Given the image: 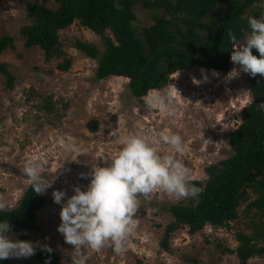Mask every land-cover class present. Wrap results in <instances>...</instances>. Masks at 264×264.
Returning a JSON list of instances; mask_svg holds the SVG:
<instances>
[{
	"label": "rangeland",
	"instance_id": "obj_1",
	"mask_svg": "<svg viewBox=\"0 0 264 264\" xmlns=\"http://www.w3.org/2000/svg\"><path fill=\"white\" fill-rule=\"evenodd\" d=\"M28 3L55 7L53 0H0V36H9L13 45L0 51V63L13 78L8 88L0 74V200L6 201L9 209L18 203L31 183L24 175V165L29 160H39L44 176L55 179L43 194V206L35 211L36 227L21 232L24 240L49 245L61 264H72L68 255L71 246L57 231L60 205L53 202V189L64 190L66 196L73 194V185L84 190L91 179V167L103 165L105 157L119 151L124 136L137 133L149 141L158 140L160 133L181 135L183 151L176 157L190 170L191 181L204 183V168L232 153L228 133L239 124L240 110L251 98L248 74L241 72L239 78L226 82V74L239 67L231 59L228 72L201 66L175 71L164 87L156 89L171 94L166 110L149 108L145 97L153 90L139 100L130 94L126 77L95 78L97 59L74 47V40H80L94 45L101 54L104 36H110L108 30L97 35L73 21L57 31L62 54L48 60L38 46H24L20 29L31 20ZM131 11L137 33L159 12L140 3L134 4ZM63 58L69 60V66L59 70L57 64ZM178 72L177 78L170 79ZM155 146L162 155L170 151L166 144ZM72 149L86 155L77 156ZM254 196L250 190L246 192L237 205L236 218L226 225L206 224L192 234L185 226L172 231L167 248L160 243L165 226L173 219L167 206L186 199L175 201L161 192L147 200L141 196L137 226L125 250L117 253L110 245L99 252L86 250L87 264H238L234 254L224 249L237 246L236 232L250 234L258 216L254 209L247 210L246 204ZM14 234L15 239H21ZM257 244L264 247L260 241ZM7 261L37 264L30 257ZM246 264H264V253L250 257Z\"/></svg>",
	"mask_w": 264,
	"mask_h": 264
},
{
	"label": "trees",
	"instance_id": "obj_2",
	"mask_svg": "<svg viewBox=\"0 0 264 264\" xmlns=\"http://www.w3.org/2000/svg\"><path fill=\"white\" fill-rule=\"evenodd\" d=\"M54 8L38 3H28L31 20L20 32L24 46H38L45 60L60 55L57 31L77 21L81 27L97 35L105 30L104 50L80 40H74V47L91 58L97 59L95 78L123 76L128 79L130 94L139 99L150 90L161 89L168 77L178 70L201 66L221 72L230 70L232 43L229 32L241 40L248 34V17L261 18L264 14V0H53ZM140 3L146 9H155L151 23L136 32L131 7ZM12 48L11 38L0 36V51ZM253 53L258 55L255 49ZM69 60L57 64V69L66 70ZM0 74L6 87L12 86V75L4 63H0ZM250 97H254L240 110L239 124L229 131L228 144L231 155L218 163L204 168L207 179L192 180L203 192L197 199H186L167 206L172 216L164 230L161 246L172 231L186 227L192 234L204 225L223 226L236 218V208L241 198L250 190L254 198L246 209H254L257 220L250 234L236 232L238 242L234 249L225 248L246 264L255 255L264 253V110L258 107L264 101V77L247 76ZM45 198L37 195L31 183L23 190L18 203L0 212V219H8L12 232L24 240L23 229L35 228V211L43 206ZM37 264H61L54 253L42 251L39 247L31 256ZM8 259L0 264H9Z\"/></svg>",
	"mask_w": 264,
	"mask_h": 264
},
{
	"label": "clouds",
	"instance_id": "obj_3",
	"mask_svg": "<svg viewBox=\"0 0 264 264\" xmlns=\"http://www.w3.org/2000/svg\"><path fill=\"white\" fill-rule=\"evenodd\" d=\"M247 22L250 31L243 40L232 32L228 33L233 45L230 59L239 67L226 74V82L239 78L241 72L264 77V14L261 18L249 16ZM214 75L219 74L214 72ZM178 76L179 72L170 79ZM169 85L179 93L174 85ZM171 99L166 90H153L146 95L145 104L149 108L166 110ZM253 101L254 97L250 98L249 104ZM258 107L264 110V101ZM156 143L168 145L170 151L162 155ZM72 150L77 156L85 154ZM182 151L183 138L179 134L160 133L156 141H149L138 133L126 135L114 156L105 157L103 165L91 167L88 174L91 179L84 190L73 185V194L66 196L64 190L53 189V202L60 205L57 231L71 246L68 255L72 264H87L89 253L86 250L99 252L106 245L112 246L117 253L123 252L129 235L137 226L141 196L147 200L152 194L161 192L175 201L198 198L203 188L192 183L190 170L177 159L176 154ZM23 172L37 195H43L55 179L44 176L39 160L27 161ZM0 212H10L6 201L0 200ZM14 235L9 220L0 219V260L29 258L35 255L38 247L48 253L53 251L47 244L15 239Z\"/></svg>",
	"mask_w": 264,
	"mask_h": 264
}]
</instances>
